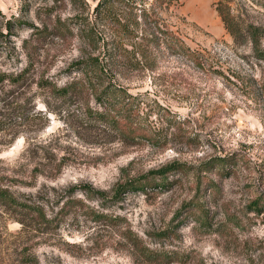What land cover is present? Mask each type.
<instances>
[{
  "label": "rangeland",
  "instance_id": "1",
  "mask_svg": "<svg viewBox=\"0 0 264 264\" xmlns=\"http://www.w3.org/2000/svg\"><path fill=\"white\" fill-rule=\"evenodd\" d=\"M106 1L0 0V264H264V0Z\"/></svg>",
  "mask_w": 264,
  "mask_h": 264
},
{
  "label": "trees",
  "instance_id": "2",
  "mask_svg": "<svg viewBox=\"0 0 264 264\" xmlns=\"http://www.w3.org/2000/svg\"><path fill=\"white\" fill-rule=\"evenodd\" d=\"M105 2L107 1L105 0ZM223 2L226 3L227 0H217L216 3L221 7ZM98 9L99 7L96 8L95 11ZM218 14L222 21H226L224 12L219 8ZM122 30L128 32L126 27H123ZM182 48L183 47H181V49ZM95 62L97 61L95 60ZM99 72L103 74V70H99ZM55 91L63 97L66 95L68 90L67 88H61ZM97 100L102 106L103 110L92 113V116H94L96 121L107 123L112 129L117 130L125 140L139 142V139L145 140L147 138H151L150 135L145 132V130H143L141 118L134 111L138 107V99L136 96H130L120 86L110 84L100 91V94L97 96ZM111 113H113V115H111ZM228 160L229 158H221L218 160V163L226 166V162ZM177 168H179V166L170 165L159 171L149 172L147 175L142 176L137 180L126 182L116 190V195H119V191L122 189H129L131 191L142 190V188H144L146 185L154 183V177L156 176L160 179L159 185H164L167 183V175L175 171ZM180 171L185 172L186 170L180 169ZM215 173L220 174L219 171ZM206 183L209 182L206 180ZM86 191L93 192L94 190L92 191L90 186H87ZM97 193H99V196L103 198L102 192ZM0 197L3 199H8L12 203L16 204L14 199L8 197L5 193L0 192ZM254 207H256V203Z\"/></svg>",
  "mask_w": 264,
  "mask_h": 264
}]
</instances>
